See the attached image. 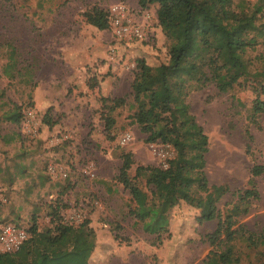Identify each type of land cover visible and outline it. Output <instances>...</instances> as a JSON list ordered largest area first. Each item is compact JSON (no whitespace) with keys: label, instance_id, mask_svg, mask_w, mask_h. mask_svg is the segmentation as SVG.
<instances>
[{"label":"rangeland","instance_id":"rangeland-1","mask_svg":"<svg viewBox=\"0 0 264 264\" xmlns=\"http://www.w3.org/2000/svg\"><path fill=\"white\" fill-rule=\"evenodd\" d=\"M117 2L129 5L126 0H0V69L14 49L19 70L13 80L0 77L5 93L0 106L6 102L0 107V228L13 222L28 229L34 216L39 229L52 228V206L58 204L63 216L83 204L95 233L112 240L117 251L113 258L101 250L92 253V264H200L211 249L205 235L216 220L195 222L198 210L183 204L171 211L167 231L147 233L131 212L135 204L119 178L122 155L128 152L130 177L138 165L162 168L146 135L131 122V81L136 60H160L170 41L152 10L149 42L116 41L111 28L98 29L85 19L84 12L93 6L108 11ZM256 52L264 53V45ZM117 97L125 102L114 107ZM253 97L240 87L218 93L213 83L194 88L189 97L209 138V183L229 186L218 204L221 211L248 186L252 165L264 166V113L250 119ZM13 103L24 113L18 124L2 118V110ZM44 115L55 123L45 124ZM126 130L133 139L119 145L117 137ZM89 160L96 167L94 178L82 173ZM49 162L65 166L69 177H49ZM67 181L65 193L59 194ZM255 183L259 197L240 220L259 235L264 228V172ZM139 184L144 187V179ZM235 250L237 264H264V246L248 248L237 241Z\"/></svg>","mask_w":264,"mask_h":264},{"label":"trees","instance_id":"trees-1","mask_svg":"<svg viewBox=\"0 0 264 264\" xmlns=\"http://www.w3.org/2000/svg\"><path fill=\"white\" fill-rule=\"evenodd\" d=\"M138 4L141 8L156 6L158 24L170 44L160 60H136L130 118L146 135V142L167 143L174 154L167 168L138 165L132 177L128 173L131 153L122 155L119 178L135 204L131 212L145 232L160 234L171 224V211L189 205L198 210L195 222L216 220L214 229L205 235L211 249L200 264H237V241L248 248L264 246V228L257 235L240 220L259 197L255 177L264 172V166L252 165L248 186L238 190L231 206L221 211L218 204L229 186L209 183V138L188 97L206 83H213L218 93L240 87L254 94L250 119L255 121L264 113V53L256 52L264 45V0H138ZM84 16L98 29L109 27L108 11L99 6L86 10ZM5 58L0 77L13 80L19 71L16 51L10 49ZM4 95L0 89V97ZM112 101L114 107L125 102L119 97ZM1 103V108L6 105ZM23 117L21 106L15 103L2 110V118L10 123L18 124ZM113 121L108 119L109 127ZM43 122L55 123L47 115ZM246 133L251 140L252 135ZM68 186L69 181L59 194ZM49 214L52 228L39 229L34 216L27 229L29 237L18 251L0 252V264H92L96 233L89 219L79 224L64 222L58 204Z\"/></svg>","mask_w":264,"mask_h":264},{"label":"built area","instance_id":"built-area-1","mask_svg":"<svg viewBox=\"0 0 264 264\" xmlns=\"http://www.w3.org/2000/svg\"><path fill=\"white\" fill-rule=\"evenodd\" d=\"M151 16L149 9L134 8L123 2L112 4L108 9V17L113 39L119 42L151 41ZM110 51L113 52L114 48H111ZM131 66L135 67V64L133 63ZM132 139V133L126 130L118 135L117 143L125 145ZM149 149L160 160V166L167 168L168 160L174 154L171 146L156 141L149 143ZM47 173L53 179H67L69 177L68 169L57 162L48 163ZM82 173L89 178L96 176V167L92 160L87 161L84 168H82ZM83 206V204H80L78 208L67 212L62 216L63 221L70 224L81 223L86 218ZM28 237L29 233L25 227L13 222L4 223L0 228V252L13 253L18 251Z\"/></svg>","mask_w":264,"mask_h":264},{"label":"crops","instance_id":"crops-1","mask_svg":"<svg viewBox=\"0 0 264 264\" xmlns=\"http://www.w3.org/2000/svg\"><path fill=\"white\" fill-rule=\"evenodd\" d=\"M127 1V3L129 4V6H131V7H134V8H141L140 6H139V4H138V0H132V1H130V0H126ZM144 9H149V10H152V11H154V13L155 14H153L154 15V17H155V22H157V25L159 26V24H158V20H157V15H156V6L155 5H152V6H150V7H148V8H144ZM159 29H160V31H161V28H160V26H159ZM162 32V31H161ZM111 48H114V51H115V47L114 46H110V48L109 49H111ZM113 51V52H114ZM112 52V51H111ZM190 95H191V93L189 94V97H190ZM189 97H188V101H189V103H190V105H191V102H190V100H189ZM64 193H65V191H64ZM94 229V228H93ZM95 230V229H94ZM96 232V231H95ZM114 246V243L112 242V240H109V239H101L97 234H96V245H95V248H94V251L92 252V253H100V250H101V252H102V255H104V256H107V258L108 257H111V258H113V256L115 255H117V251L115 250V251H113V249H112V247Z\"/></svg>","mask_w":264,"mask_h":264}]
</instances>
